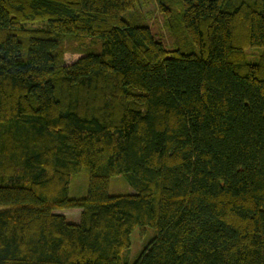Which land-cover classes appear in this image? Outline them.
<instances>
[{"label":"trees","instance_id":"16d2710c","mask_svg":"<svg viewBox=\"0 0 264 264\" xmlns=\"http://www.w3.org/2000/svg\"><path fill=\"white\" fill-rule=\"evenodd\" d=\"M138 4L0 0V264H128L147 227L132 264H264V0H159L189 53Z\"/></svg>","mask_w":264,"mask_h":264},{"label":"rangeland","instance_id":"374dc122","mask_svg":"<svg viewBox=\"0 0 264 264\" xmlns=\"http://www.w3.org/2000/svg\"><path fill=\"white\" fill-rule=\"evenodd\" d=\"M135 11L129 13L127 18L135 25L150 28L155 38L162 41L167 49H180L184 53L197 52V47L187 35L181 24V17L183 14L182 6L174 7L173 15L168 16L166 11L160 9L159 0H139V4ZM75 44V42L66 43L67 52L65 57L68 63L80 57L79 52L75 51ZM261 50L262 48H250L248 52H255L258 54ZM89 183L90 173L86 168H83L78 174H75L71 178V197H86L89 190ZM109 192L111 195H119L135 193V190L123 176H115L110 180ZM61 212L67 216L70 222L77 223L80 221V209ZM155 233L156 230L152 227H147L144 230L137 228L132 233L131 246L124 252V258L125 256L129 258L127 261L128 264H132L134 259L140 255L143 248L153 239Z\"/></svg>","mask_w":264,"mask_h":264}]
</instances>
